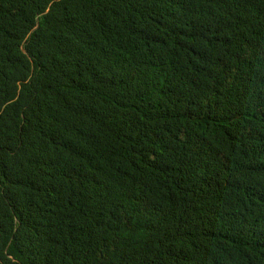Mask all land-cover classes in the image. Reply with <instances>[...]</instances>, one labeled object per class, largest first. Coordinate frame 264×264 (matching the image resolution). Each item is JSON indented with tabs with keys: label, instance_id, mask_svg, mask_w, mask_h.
Returning <instances> with one entry per match:
<instances>
[{
	"label": "trees",
	"instance_id": "1",
	"mask_svg": "<svg viewBox=\"0 0 264 264\" xmlns=\"http://www.w3.org/2000/svg\"><path fill=\"white\" fill-rule=\"evenodd\" d=\"M0 264H264V0H0Z\"/></svg>",
	"mask_w": 264,
	"mask_h": 264
}]
</instances>
